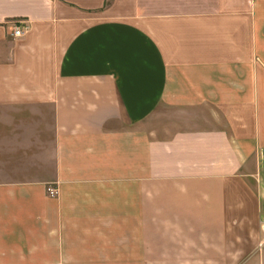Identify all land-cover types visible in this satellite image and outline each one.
<instances>
[{"label":"crops","instance_id":"obj_1","mask_svg":"<svg viewBox=\"0 0 264 264\" xmlns=\"http://www.w3.org/2000/svg\"><path fill=\"white\" fill-rule=\"evenodd\" d=\"M263 199L264 0H0V264H264Z\"/></svg>","mask_w":264,"mask_h":264},{"label":"built area","instance_id":"obj_2","mask_svg":"<svg viewBox=\"0 0 264 264\" xmlns=\"http://www.w3.org/2000/svg\"><path fill=\"white\" fill-rule=\"evenodd\" d=\"M23 34H24V30L21 29L18 26H15L13 28V30H12V34L11 35L14 38H21L23 36ZM46 193H47V195L50 198H57V196H58V194H57L58 193V189H57V187L56 188L55 187H48L46 189ZM260 231L262 232V238H261L258 246H259V249L262 250L263 247H264V218L260 222Z\"/></svg>","mask_w":264,"mask_h":264},{"label":"rangeland","instance_id":"obj_3","mask_svg":"<svg viewBox=\"0 0 264 264\" xmlns=\"http://www.w3.org/2000/svg\"><path fill=\"white\" fill-rule=\"evenodd\" d=\"M262 212L264 213V199H263V201H262Z\"/></svg>","mask_w":264,"mask_h":264}]
</instances>
